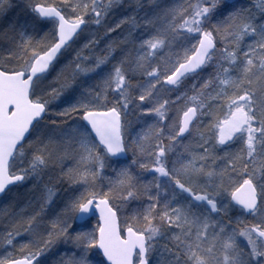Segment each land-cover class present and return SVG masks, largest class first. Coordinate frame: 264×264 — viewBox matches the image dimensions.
<instances>
[{
    "label": "snow or ice",
    "instance_id": "snow-or-ice-1",
    "mask_svg": "<svg viewBox=\"0 0 264 264\" xmlns=\"http://www.w3.org/2000/svg\"><path fill=\"white\" fill-rule=\"evenodd\" d=\"M0 264H264V0H0Z\"/></svg>",
    "mask_w": 264,
    "mask_h": 264
}]
</instances>
